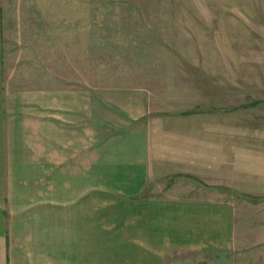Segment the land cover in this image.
I'll use <instances>...</instances> for the list:
<instances>
[{"label":"rangeland","instance_id":"1","mask_svg":"<svg viewBox=\"0 0 264 264\" xmlns=\"http://www.w3.org/2000/svg\"><path fill=\"white\" fill-rule=\"evenodd\" d=\"M0 61L7 138L9 122L33 138L20 152L42 149L41 92L77 107L60 110L73 128L61 155L89 140L94 157L101 138L144 126L145 194L232 209L229 248L169 263L264 264V0H0Z\"/></svg>","mask_w":264,"mask_h":264},{"label":"crops","instance_id":"2","mask_svg":"<svg viewBox=\"0 0 264 264\" xmlns=\"http://www.w3.org/2000/svg\"><path fill=\"white\" fill-rule=\"evenodd\" d=\"M40 94L47 99L36 110L42 149L22 153L31 143L22 141L33 138L19 122H9L14 137L7 138L0 61V264H170L172 251L229 248L228 204L144 193L151 163L144 126L101 138L94 157L89 140L83 154L61 155L71 145L61 130L73 128L60 110L71 104H61L59 90ZM138 97L126 110L132 119L141 116ZM93 196L102 201L93 204Z\"/></svg>","mask_w":264,"mask_h":264}]
</instances>
